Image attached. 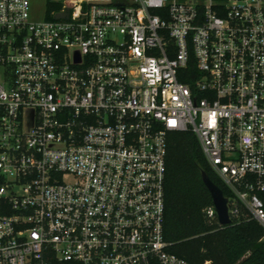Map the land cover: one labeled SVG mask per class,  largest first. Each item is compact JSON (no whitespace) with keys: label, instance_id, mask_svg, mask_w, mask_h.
I'll list each match as a JSON object with an SVG mask.
<instances>
[{"label":"built area","instance_id":"built-area-1","mask_svg":"<svg viewBox=\"0 0 264 264\" xmlns=\"http://www.w3.org/2000/svg\"><path fill=\"white\" fill-rule=\"evenodd\" d=\"M173 132L264 230V0H0V264H189Z\"/></svg>","mask_w":264,"mask_h":264},{"label":"trees","instance_id":"trees-1","mask_svg":"<svg viewBox=\"0 0 264 264\" xmlns=\"http://www.w3.org/2000/svg\"><path fill=\"white\" fill-rule=\"evenodd\" d=\"M203 173L228 197L227 189L208 167L195 135L170 133L163 220L168 252L189 264H264V230L256 221L240 217L222 227L217 220L205 218L203 210L212 201L202 181Z\"/></svg>","mask_w":264,"mask_h":264},{"label":"water","instance_id":"water-1","mask_svg":"<svg viewBox=\"0 0 264 264\" xmlns=\"http://www.w3.org/2000/svg\"><path fill=\"white\" fill-rule=\"evenodd\" d=\"M202 181L210 195L212 205L215 208L218 224L222 227L229 226L231 220L228 216L227 199L222 191L213 184L204 173L202 174Z\"/></svg>","mask_w":264,"mask_h":264},{"label":"rangeland","instance_id":"rangeland-1","mask_svg":"<svg viewBox=\"0 0 264 264\" xmlns=\"http://www.w3.org/2000/svg\"><path fill=\"white\" fill-rule=\"evenodd\" d=\"M45 2L46 0H30L31 16L33 19L38 20L42 18Z\"/></svg>","mask_w":264,"mask_h":264}]
</instances>
